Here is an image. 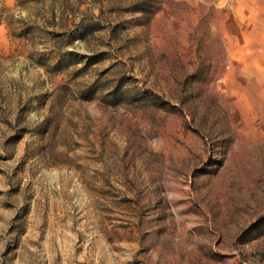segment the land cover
I'll use <instances>...</instances> for the list:
<instances>
[{"label":"rangeland","instance_id":"rangeland-1","mask_svg":"<svg viewBox=\"0 0 264 264\" xmlns=\"http://www.w3.org/2000/svg\"><path fill=\"white\" fill-rule=\"evenodd\" d=\"M0 264H264V0H0Z\"/></svg>","mask_w":264,"mask_h":264}]
</instances>
